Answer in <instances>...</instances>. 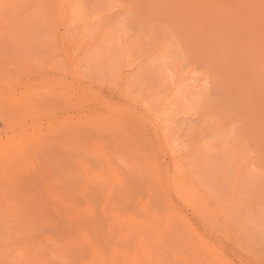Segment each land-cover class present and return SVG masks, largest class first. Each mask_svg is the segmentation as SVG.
Listing matches in <instances>:
<instances>
[{"label": "rangeland", "instance_id": "obj_1", "mask_svg": "<svg viewBox=\"0 0 264 264\" xmlns=\"http://www.w3.org/2000/svg\"><path fill=\"white\" fill-rule=\"evenodd\" d=\"M0 162V264H264V0H0Z\"/></svg>", "mask_w": 264, "mask_h": 264}, {"label": "bare ground", "instance_id": "obj_2", "mask_svg": "<svg viewBox=\"0 0 264 264\" xmlns=\"http://www.w3.org/2000/svg\"><path fill=\"white\" fill-rule=\"evenodd\" d=\"M60 1H61V0H60ZM85 43H86V42H85ZM81 45H82V44H81ZM177 77H178V76H177ZM184 87H185V86H184ZM175 88H176V87H175ZM184 90H185V89H184ZM176 91H177V89H176ZM180 91H182V90H180ZM180 91H177V92H179V95H178V96H183V95H180V93H181ZM183 92H184V91H183ZM183 92H182V93H183ZM190 92H191V91H190ZM190 92H188V94H189ZM174 94H175V93H174ZM184 99H185V97H184ZM156 126H157V123H155V127H156ZM163 139H164V137H163ZM20 144H21V143H20ZM22 144H23V143H22ZM9 145H10V144H9ZM12 146H13V145H11V147H9V146H7V147L12 149ZM165 146H166V142H165ZM2 147H3V146H2ZM14 147H15V148L17 147V143H16V145L13 146V148H14ZM1 149H2V148H1ZM3 149H4V148H3ZM11 149H9V150H11ZM5 150H6V152H7L8 149L6 148ZM8 152H10V151H8ZM10 153H13V151L11 150ZM4 154L7 155L6 157H8V154H9V153H8V154L4 153ZM4 154H2V155H4ZM2 157H3V156H2ZM3 158H5V157H3ZM0 163H2V162H0ZM4 164H5V163H4ZM172 176H173V177L175 176V172H173ZM89 243H90L89 245L91 246L92 243H91V242H89ZM45 246H46V243H45ZM90 246H89V247H90ZM92 246H94V245H92ZM46 247H47V246H46ZM89 247H88V248H89ZM13 248H14V247H13ZM15 248H16V247H15ZM20 248H21V247H20ZM18 249H19V248H18ZM88 250H90V249H88ZM93 250H95V249H93ZM29 251H30V250H29ZM27 252H28V251H27ZM30 252H31V251H30ZM46 252H47V251H46ZM94 252H95V251H94ZM23 253H24V252H23ZM25 253H26V252H25ZM90 253H91V252H90ZM1 254H2V252H1ZM49 254H50V253H49ZM19 256H20V255H19ZM44 256H45V255H44ZM49 256H50V255H49ZM11 257H12V256H11ZM13 257H14V256H13ZM53 257H54V256H53ZM90 257H91V255H90ZM5 258H7V257H5ZM5 258H4V259H5ZM8 258H9V256H8ZM8 258H7V260H8ZM14 258H15V257H14ZM80 258H81V257H80ZM0 259H1V258H0ZM24 259H25V258H24ZM28 259H29V258H28ZM98 259H99V258H97V260H98ZM22 260H23V257H22ZM25 260H27V259H25ZM88 260H89V259H88ZM5 261H6V260H5ZM33 261H34V260H33ZM94 261H95V260H94ZM3 262H4V261H3ZM23 262H24V261H23ZM27 263H28V262H26V264H27ZM89 263H90V262H89ZM5 264H7V263H5ZM10 264H11V263H10ZM83 264H85L84 261H83ZM123 264H124V263H123Z\"/></svg>", "mask_w": 264, "mask_h": 264}]
</instances>
